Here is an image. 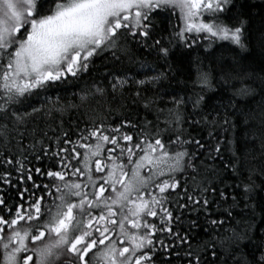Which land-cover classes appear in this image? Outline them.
I'll return each instance as SVG.
<instances>
[{"label":"snow or ice","instance_id":"6c2138e0","mask_svg":"<svg viewBox=\"0 0 264 264\" xmlns=\"http://www.w3.org/2000/svg\"><path fill=\"white\" fill-rule=\"evenodd\" d=\"M232 3L233 0H3L0 4L3 11V18H0V88L3 90L0 96L3 100L0 103V142L6 143L13 132L21 134V126L40 114L41 108L35 106L31 112L17 111L15 105L20 104L22 98L39 97L49 89L67 83L69 78L79 79L106 51L121 50V41L139 38L147 43L151 40L153 43L149 46H155L167 57L169 48L156 39L164 29L157 31L154 20L157 16L167 18L165 14L171 9H179L182 21L173 35L187 47L197 43V39L186 34L207 33L214 39L230 41L246 50L244 31L247 21L239 14H233L231 22L223 19ZM204 13L209 15L212 23L200 19ZM200 79L204 84L208 83L206 73L201 74ZM113 80L115 82L110 85L113 91L128 83L126 77L114 76ZM134 83L143 85L145 81ZM243 91L247 93L248 90ZM91 94L104 95L105 89L95 86ZM196 103L199 104V100ZM172 115L175 120L180 119L178 113ZM127 123L131 125V121ZM121 127L109 131L104 125L94 126L88 137L82 135L80 140L96 139L95 145L76 142L86 149L82 159L75 144L64 133L62 142L57 137V151L49 154L42 148L34 157L50 162L43 170L35 168L34 173L27 166L30 163L27 155L22 153V159L13 160L10 154L0 152V167L11 166L17 174L13 183L11 172H0V182L13 188L25 181L31 185V189L16 188L21 203H8L5 195L0 194V244L4 249V264H53L54 258L64 253L70 255L66 264H96L98 258H103L107 264H132L133 257L135 264H153L156 243L165 247L158 236L154 240L155 234H174L180 243H186L187 233L185 236L173 233L172 222L180 217L174 216L168 205L179 196L177 189H182L184 197L194 204L201 207L209 204L207 198L196 200L189 196L181 181L173 175L185 170V158L194 153L185 149L170 154L161 139L153 142L145 134V141H134L132 135L121 132ZM35 131L33 128L32 132ZM120 141L128 143L122 145ZM177 142L181 146L195 143L201 149L205 147L199 140L181 141L179 135ZM142 143L144 148H141ZM64 144L71 147L66 148ZM105 144L114 147L108 149L111 163L102 165L98 157ZM134 149L143 152L135 161L132 159L136 155ZM158 150L159 157L155 156ZM213 150L219 153V144ZM93 162L96 173H103L107 168V175L94 177ZM188 164L195 167L190 159ZM129 165L132 166L131 177L126 181ZM145 166H150L148 175L141 174ZM34 174L41 180L47 179L48 183H37ZM118 184L122 190H117ZM149 185L159 190V196L151 194ZM109 188L115 197L104 195ZM252 190L248 188L249 192ZM145 193H148L147 199ZM12 199L8 196L9 201ZM175 202L179 203L178 200ZM179 207L187 208L188 205L179 204ZM148 217L157 218V222H148ZM126 221L137 231L126 232ZM210 223L222 225L224 221L212 220ZM195 224L192 221V226ZM117 227L119 236L131 241V248H118L117 241L110 239L109 234ZM141 230L143 234H140ZM46 233L56 238L36 247L29 246L43 241ZM105 241L109 243L99 248ZM212 254L215 256V251ZM187 255L193 258L189 264H200L199 256L192 252ZM255 264H264V250Z\"/></svg>","mask_w":264,"mask_h":264},{"label":"trees","instance_id":"16d2710c","mask_svg":"<svg viewBox=\"0 0 264 264\" xmlns=\"http://www.w3.org/2000/svg\"><path fill=\"white\" fill-rule=\"evenodd\" d=\"M233 14H239L247 21L244 31L246 50L230 41L214 39L207 33L186 34L197 39V43L187 47L173 35L182 21L179 10L171 9L165 14L167 18L157 16L154 20L157 31L164 29L156 39L169 48L167 57L160 54L155 46H149L153 43L151 40L147 43L139 38L121 41V50L106 51L79 79L69 78L67 83L51 88L39 97L22 98L21 103L15 105L17 111L31 112L35 106L41 108V112L21 126V134L13 132L6 143L0 142V152L10 154L13 160L22 159V153L27 155L30 161L27 166L34 173L35 168L43 170L50 164L46 159L36 160L34 157L42 148L49 154L57 151V137L62 142L64 133L75 144L82 159L86 149L80 148L76 142L96 143L94 137L80 140L82 135L88 137L94 126L104 125L110 131L122 124L121 132L132 135L134 141L143 142L146 136L153 142L161 139L170 154L186 149L194 155L185 158L183 172L177 171L173 175L181 181L189 196L196 200L207 198L209 204L201 207L188 201L182 189L176 190L179 196L168 207L173 209L174 216L180 217L172 222L173 233L179 232L181 236L187 233L186 243H180L174 234H155L154 240L158 236L165 247L156 243L153 264H189L193 259L187 255L189 252L200 257V264H255L264 250V0H233L223 19L231 22ZM203 73L208 75L207 84L200 79ZM114 76L126 77L128 83L113 91L110 85L115 82ZM153 77L158 79L153 80ZM139 80H144L145 84L134 83ZM95 86L104 88L105 94L92 95ZM245 89L247 93L243 91ZM175 113L179 114L178 121L172 115ZM178 135L181 141L199 140L205 147L201 149L195 143L181 146L177 142ZM120 143L126 145L128 142ZM217 144L221 149L219 153L213 150ZM63 146L71 147L68 144ZM112 147L105 144L102 155L98 157L102 165L111 163L108 149ZM144 147L142 143L141 148ZM134 151L133 161L143 155L141 149ZM189 159L194 168L189 166ZM124 163L128 161L125 159ZM92 167L94 177L108 173L107 168L103 173H96L94 162ZM131 167L129 165L126 169L128 177L125 180L129 179ZM6 170L11 172L15 183V170L7 165L0 167V172ZM33 179L37 183H48L47 179L41 180L35 174ZM119 186H116L118 191ZM19 187L31 189L27 181L16 185ZM249 187L253 189L251 192ZM16 188L0 182L3 190L0 194L5 195L6 202H22ZM149 188L152 195L159 196L157 188L153 185ZM109 194L115 196L110 188L104 195ZM8 196L13 199L9 201ZM145 198H148V193H145ZM48 202L51 203L50 200ZM185 203L187 208L179 207ZM116 219L118 221L119 217ZM143 219L141 217V222ZM147 220L157 222L153 217ZM212 220L224 223L213 225L210 223ZM192 221L196 222L195 226H192ZM128 224L126 221V232L137 231L127 228ZM140 234H143L142 230ZM109 235L110 239L117 241L118 248H131V241L119 236L118 227ZM55 238L46 233L43 243ZM40 242L30 245L36 247ZM108 243L105 241V245L98 247L102 249ZM68 261L70 255L64 253L53 264H66ZM0 264H4L2 244ZM96 264L107 263L98 258ZM132 264H135V257Z\"/></svg>","mask_w":264,"mask_h":264},{"label":"rangeland","instance_id":"374dc122","mask_svg":"<svg viewBox=\"0 0 264 264\" xmlns=\"http://www.w3.org/2000/svg\"><path fill=\"white\" fill-rule=\"evenodd\" d=\"M13 2H15V0H13ZM3 3V0H0V4H2ZM178 9V8H177ZM179 10V9H178ZM0 18H3V11L2 10H0ZM200 19L204 22V23H212L213 21H212V19L209 17V15L207 14V13H204L201 17H200ZM23 31V30H22ZM161 155V153L160 152H157V153H155V156H157V157H159ZM161 163H164V161L162 160L161 161ZM170 163V162H169ZM149 167L150 166H145L144 168H142L141 169V174L142 175H148L149 174ZM165 171H167L166 169H165ZM131 177V174H130V176H129V178ZM127 181V180H126ZM119 190H122L121 189V186H119ZM110 195V194H109ZM115 197V196H114ZM127 228L128 227H132V225L129 223L128 224V226H126ZM49 240H54V239H49ZM41 243H43V241H41L39 244H41ZM30 247H34L33 245H29ZM58 258H54V260H53V263L57 260ZM122 259V258H121ZM107 263V262H106Z\"/></svg>","mask_w":264,"mask_h":264}]
</instances>
